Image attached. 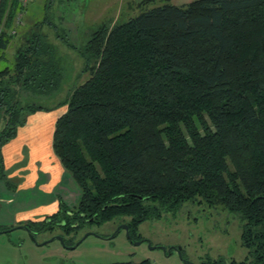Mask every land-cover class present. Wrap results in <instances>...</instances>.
I'll use <instances>...</instances> for the list:
<instances>
[{
    "label": "trees",
    "instance_id": "1",
    "mask_svg": "<svg viewBox=\"0 0 264 264\" xmlns=\"http://www.w3.org/2000/svg\"><path fill=\"white\" fill-rule=\"evenodd\" d=\"M29 2L1 0L0 58L15 37L4 30H17ZM44 25L24 33L13 65L0 68V155L26 111H46L22 104L21 91L58 85ZM80 53L89 77L64 101L52 140L80 195L27 222L31 233L38 222L69 231L118 216L131 230L200 200L237 213L249 250L243 260L202 264H264V0H163L100 25Z\"/></svg>",
    "mask_w": 264,
    "mask_h": 264
},
{
    "label": "rangeland",
    "instance_id": "2",
    "mask_svg": "<svg viewBox=\"0 0 264 264\" xmlns=\"http://www.w3.org/2000/svg\"><path fill=\"white\" fill-rule=\"evenodd\" d=\"M47 1L51 5L55 0ZM174 1L180 3L184 0ZM161 2L163 1L156 0L154 4ZM56 4H58V9L64 10L63 16L66 22L63 25L58 24V29H50L47 26L41 29L45 34V42L54 49L52 50L54 58L60 62V74L56 76L58 85L35 94H26L21 91L20 102L42 105L48 113L52 112L58 116L65 110L64 101L73 88L89 77V72L83 71L85 58L80 50L86 46L92 33L102 24L111 25L115 22L126 21L147 7L123 8V13L118 16L105 13L91 23V19H88L90 15H82L81 21V15L77 9H75L76 14L74 13L72 9L74 0H56ZM25 12L21 16L22 23L18 21L16 24L18 25L17 30L13 27L10 31L9 29L4 30L8 35H15V37L4 50V58H0V68L3 65L12 66L15 62L18 48L22 47L25 42L24 33L32 31V29H25L24 25L27 24L26 27L30 28L32 22L51 15L50 11L41 9L35 15V20L33 16L32 21H28L23 18ZM55 33L64 34L68 36V39L54 38ZM29 115L30 112L26 111V122ZM52 127L50 134L53 135L54 125ZM16 137L14 136L4 144L0 155L4 157V161L6 145L16 143ZM52 140L53 136L49 143L50 149L55 153ZM47 148L46 146L45 149ZM27 149L28 145L25 144L22 151L26 156ZM48 159L50 157L47 155L46 160ZM24 160L13 162L12 166L19 167ZM3 177L4 179L0 178V214L3 205L8 214L9 204L2 201L4 188H9L8 183H5L6 172ZM11 188L14 186L11 185ZM79 193L77 189L71 191L69 202L73 203ZM23 194L25 195L24 192H20V197ZM236 214L223 208L221 204L208 206L205 202L194 200L185 202L177 210H164L159 217L144 219L137 224L135 229H129V232L125 227L126 223L121 222L124 220L118 216L102 223L85 222L82 226L71 228L69 231L61 225L45 228L41 222H38L37 225L42 227L37 229L35 236L26 226L30 220L24 223L18 220L15 224L12 222L5 225L3 223L6 221L2 219L4 222L0 220V225L11 229L0 232V264H109L120 260L140 262L145 258H148L152 264H202L215 260H243L248 257L249 250L242 245L241 221ZM14 215L15 210H12V218ZM63 236L67 243L62 238ZM80 240L81 242L75 247H68Z\"/></svg>",
    "mask_w": 264,
    "mask_h": 264
},
{
    "label": "crops",
    "instance_id": "3",
    "mask_svg": "<svg viewBox=\"0 0 264 264\" xmlns=\"http://www.w3.org/2000/svg\"><path fill=\"white\" fill-rule=\"evenodd\" d=\"M189 1L184 0L178 3L171 0V2L176 4H184ZM155 2L156 0H74L72 9L75 14V9L78 10L79 15H81V21L82 15H90L88 19H91V23H93L97 17L105 13H112L114 16H118L123 13V8L150 7L155 5ZM41 9L47 12L50 11L51 14L50 16H44L39 21L37 20V22L43 21L46 24L44 26L50 29H58V24L63 25L66 22L63 16L65 12L58 9L56 0L51 5L46 0H30L23 18L32 21L34 16L33 20H35V15ZM35 23L36 21L32 22L31 26H29L30 28L26 27V24L24 28L32 29ZM53 36L61 40L68 39V36L64 34L55 33ZM56 117L55 113L46 111H36L30 114L26 124L18 129L17 137L15 138L16 143H11L10 145L8 143L6 145L4 164L7 173L9 172L6 176L9 188H4L2 201L9 205L8 214L4 205L0 214V220L6 221V223H3L5 225L12 222L15 224L18 220L24 223L27 220L43 219L46 215L56 212L59 209V203L63 202L69 208L75 205L79 198L80 193L73 203L69 202L71 198L69 193L74 191V189L79 191L78 186L64 169L59 158L50 149L49 140L53 136L50 132L52 133L51 128L55 124ZM19 143L21 144L17 146ZM25 144L28 145L27 156L22 151ZM46 146L48 147L47 149H45ZM47 155L50 157L48 161L46 160ZM21 159L25 160L19 167L12 166L13 162L15 163ZM11 185L14 188H11ZM20 192H24L25 195L23 194L20 197ZM12 210H15L13 218L11 216Z\"/></svg>",
    "mask_w": 264,
    "mask_h": 264
},
{
    "label": "water",
    "instance_id": "4",
    "mask_svg": "<svg viewBox=\"0 0 264 264\" xmlns=\"http://www.w3.org/2000/svg\"><path fill=\"white\" fill-rule=\"evenodd\" d=\"M125 227H126V229L128 230V232H129V226H128V224H126ZM32 235H33V234H32ZM62 238H63V237H62ZM79 242H81V240L78 241V242H76V243H74L73 245L68 246V247H70V248L75 247ZM164 249H166V250H170V248L167 249L166 247H164ZM179 251H180V250H179Z\"/></svg>",
    "mask_w": 264,
    "mask_h": 264
},
{
    "label": "built area",
    "instance_id": "5",
    "mask_svg": "<svg viewBox=\"0 0 264 264\" xmlns=\"http://www.w3.org/2000/svg\"><path fill=\"white\" fill-rule=\"evenodd\" d=\"M21 3L24 5L27 3V0H21Z\"/></svg>",
    "mask_w": 264,
    "mask_h": 264
},
{
    "label": "flooded vegetation",
    "instance_id": "6",
    "mask_svg": "<svg viewBox=\"0 0 264 264\" xmlns=\"http://www.w3.org/2000/svg\"><path fill=\"white\" fill-rule=\"evenodd\" d=\"M70 246V245H69Z\"/></svg>",
    "mask_w": 264,
    "mask_h": 264
}]
</instances>
